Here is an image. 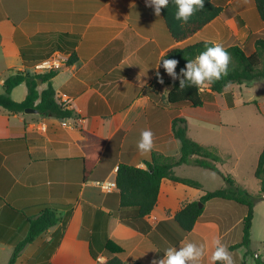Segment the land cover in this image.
Returning <instances> with one entry per match:
<instances>
[{"label":"crops","instance_id":"0c3cea01","mask_svg":"<svg viewBox=\"0 0 264 264\" xmlns=\"http://www.w3.org/2000/svg\"><path fill=\"white\" fill-rule=\"evenodd\" d=\"M213 1L222 7L219 16L188 39L176 41L162 14L156 15L146 0H0L3 92L10 75L35 74L38 63L61 54L68 62L52 82L57 99L74 113L64 127V120L55 117L14 114L0 107V264H9L29 232V218L45 208L57 211L60 223L27 245L15 264H106L113 256L122 264H153L168 247L188 241L204 243L207 250L200 264H212L217 237L239 258V249L230 247L242 240L230 239L246 215L243 207L209 201L188 233L174 220L184 206L214 190L163 179L154 210L141 228H134L113 214L118 202L108 197L117 188L105 192L98 184L116 181L120 164L146 169L152 150L178 157L174 119H185L187 126L196 119L199 131L220 123L217 109L170 105L167 95L179 80L162 66L173 49L198 42L239 46L248 56L256 52V42L264 39V22L254 0ZM40 82L42 92L47 84ZM27 94L28 88L21 100L12 98L22 102ZM146 129L153 133V147L142 152L138 143ZM98 148H103L100 163L90 180L82 182L81 159ZM181 166L174 169L177 176ZM93 238H108L122 252H101L94 259Z\"/></svg>","mask_w":264,"mask_h":264},{"label":"trees","instance_id":"16d2710c","mask_svg":"<svg viewBox=\"0 0 264 264\" xmlns=\"http://www.w3.org/2000/svg\"><path fill=\"white\" fill-rule=\"evenodd\" d=\"M254 2L256 10L264 22V0H254ZM176 10L175 3L170 0L167 8L161 10V14L174 40L183 41L193 36L219 16L222 7L217 6L213 0H205L204 7L196 11L187 23L175 18ZM213 45L212 42H198L184 48H175L166 58L177 59L179 63L176 69L180 72L187 60L194 59L200 52L206 50V47ZM225 49L231 55V62L226 75L210 85L205 84L207 86L205 91H203L202 86L199 88L196 86L180 88L179 81H176L167 95V102L172 106L188 105L193 108L206 106L210 109H217L214 94L225 93V90L230 85L250 84L258 80H264V39L256 42V52L249 56L239 46ZM73 59L74 56L70 59V62H73ZM56 74L57 71L35 74L16 72L10 75L4 82V92L0 93V107L14 114L24 113L26 109L34 108L44 116H51L60 120L72 119L74 117L73 111L66 103L59 101L56 97V90L52 82ZM39 81L42 84H47V88L42 92L39 91ZM22 84L27 86L28 94L24 101L17 102L12 98V92ZM224 95L226 96L228 107L233 108L235 106L233 94L228 92ZM172 131L175 139L180 143V155L178 157L166 156L152 150L149 160L146 162V169L127 164L118 166L116 175L118 191L109 194L108 198L110 200L114 198L118 202V207H115L113 214L123 223L134 228H141L140 225L145 222L144 219L152 213L158 202L163 179H169L203 190L202 185L198 181L177 176L174 171L175 167L188 164L220 172L217 165L223 160L217 149L205 146L192 139L188 134V126L185 119H174ZM102 150L103 148H98L93 155L81 159L82 182L90 180L100 163ZM254 174L260 182V190L256 196L249 193L233 177L223 175L227 187L214 191H205L199 200L204 206L209 201L217 200L232 202L247 208L242 222V241L230 247L231 251L242 247L247 249L245 261L242 264H247L246 259L249 256L255 260V264H264V259L250 250L254 207L257 201H264V148L260 153ZM199 202L187 204L175 215V222L187 233L193 230L195 224L204 213L205 208H200ZM60 220L58 212L52 208H45L37 217L29 218V232L26 238L16 246L9 264H15L20 253L27 245L33 243L50 228L58 225ZM90 252L94 259H98L101 252H106L111 256L121 253L122 249L108 238L100 241L93 238L90 244ZM106 264H122V261L117 256H113L108 259Z\"/></svg>","mask_w":264,"mask_h":264},{"label":"rangeland","instance_id":"374dc122","mask_svg":"<svg viewBox=\"0 0 264 264\" xmlns=\"http://www.w3.org/2000/svg\"><path fill=\"white\" fill-rule=\"evenodd\" d=\"M176 72L180 73L177 69ZM202 87L203 91L207 90L206 85ZM26 90V85L16 88L13 98L21 100ZM2 92L3 88L0 87V93ZM228 92L234 97L233 108L227 105L224 94ZM225 93L214 94L218 111L217 119L220 123L214 126L205 125V128L199 131L196 126L197 120L192 119L188 126V134L191 137L212 144L217 149L223 160L217 165L220 172L185 164L177 174L198 181L205 190L227 187L223 175L231 176L249 193L256 196L260 190V182L254 173L259 153L264 148V80L250 84H234L229 86ZM227 154L233 157H227ZM243 210L247 212L246 207H243ZM237 228V236L230 239L232 243H237L243 238V224L239 223ZM250 250L264 259L263 200L257 201L254 207ZM246 253V248H239V258L233 255L234 264L244 263ZM246 262L255 264L251 256L247 257Z\"/></svg>","mask_w":264,"mask_h":264},{"label":"clouds","instance_id":"9594fccd","mask_svg":"<svg viewBox=\"0 0 264 264\" xmlns=\"http://www.w3.org/2000/svg\"><path fill=\"white\" fill-rule=\"evenodd\" d=\"M176 5L175 18L187 23L192 15L204 7L205 0H172ZM146 3L154 8L156 15H160L161 10L167 8L170 0H146ZM231 62L230 53L220 43H216L206 50L200 52L194 59L187 60L184 68L177 74L176 68L179 61L175 58L162 60V66L166 73L179 80L180 88L196 86L197 88L212 84L227 74ZM161 64V62H160ZM160 66V65H159ZM159 76V73H157ZM161 83L163 80L161 78ZM153 147V133L151 130H144L138 143V148L142 152H149ZM215 250L211 255L212 264H234L233 255L228 247L223 244L219 237L214 240ZM206 245L188 241L180 247H168L165 249L164 257L153 264H200L206 254Z\"/></svg>","mask_w":264,"mask_h":264},{"label":"built area","instance_id":"2783aa9c","mask_svg":"<svg viewBox=\"0 0 264 264\" xmlns=\"http://www.w3.org/2000/svg\"><path fill=\"white\" fill-rule=\"evenodd\" d=\"M67 62H68L67 57H65L64 55L58 54L56 56H53L49 59H46V60L38 63L35 66V71H36V73H45V72L47 73L50 71H58ZM63 126L64 127L69 126L67 120H64ZM98 184L105 192H112L117 188L116 181L100 182Z\"/></svg>","mask_w":264,"mask_h":264},{"label":"water","instance_id":"95a60500","mask_svg":"<svg viewBox=\"0 0 264 264\" xmlns=\"http://www.w3.org/2000/svg\"><path fill=\"white\" fill-rule=\"evenodd\" d=\"M25 113H27V114H39V111L37 109H34V108H28V109L25 110ZM199 207L203 208L204 205L199 202Z\"/></svg>","mask_w":264,"mask_h":264}]
</instances>
